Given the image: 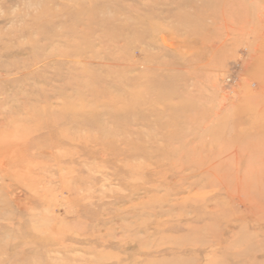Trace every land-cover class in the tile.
Here are the masks:
<instances>
[{"label":"rangeland","instance_id":"obj_1","mask_svg":"<svg viewBox=\"0 0 264 264\" xmlns=\"http://www.w3.org/2000/svg\"><path fill=\"white\" fill-rule=\"evenodd\" d=\"M0 264H264V0H0Z\"/></svg>","mask_w":264,"mask_h":264},{"label":"bare ground","instance_id":"obj_2","mask_svg":"<svg viewBox=\"0 0 264 264\" xmlns=\"http://www.w3.org/2000/svg\"><path fill=\"white\" fill-rule=\"evenodd\" d=\"M244 237H245V238H246V237L248 238V237H249V235H248V236H247V235H245Z\"/></svg>","mask_w":264,"mask_h":264}]
</instances>
